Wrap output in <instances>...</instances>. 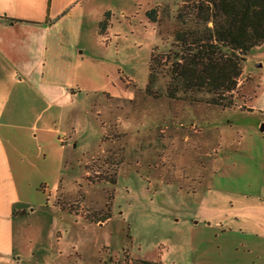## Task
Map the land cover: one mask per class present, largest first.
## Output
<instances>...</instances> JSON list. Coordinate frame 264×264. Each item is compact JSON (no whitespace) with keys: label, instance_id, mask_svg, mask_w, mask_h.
I'll list each match as a JSON object with an SVG mask.
<instances>
[{"label":"rangeland","instance_id":"obj_1","mask_svg":"<svg viewBox=\"0 0 264 264\" xmlns=\"http://www.w3.org/2000/svg\"><path fill=\"white\" fill-rule=\"evenodd\" d=\"M181 2L113 0L108 33L84 40L93 55L84 85L98 92L78 95L49 131L33 137L21 130L12 138L20 198L11 257L0 264H101L124 251L169 264H253L264 255V240L239 216L248 209L242 192L254 198L257 191L259 168L243 154L258 141L261 123L238 87L226 108L144 92L150 54L155 46L168 50ZM156 4L169 9L159 23L145 14ZM257 61L250 54L245 70H257ZM243 81L240 75L237 85ZM117 150L122 162L115 165L109 155ZM228 153L242 157L235 165L213 161ZM115 168L113 184L89 179ZM111 191V215L87 219L108 212Z\"/></svg>","mask_w":264,"mask_h":264},{"label":"crops","instance_id":"obj_2","mask_svg":"<svg viewBox=\"0 0 264 264\" xmlns=\"http://www.w3.org/2000/svg\"><path fill=\"white\" fill-rule=\"evenodd\" d=\"M112 2L0 0V258L11 257L13 206L20 198L11 170L9 143L21 130L33 137L38 136L40 128L49 131L53 122L63 121L78 95L91 96L98 92L84 85L92 77L84 70L86 58L93 57L84 40L93 36L101 40L98 21L105 10H110ZM250 54L259 60L255 63L258 69L246 71L243 64L244 81L237 87L242 104L249 113L258 116L257 124L261 123V127L264 124V44L251 47L245 59ZM260 127L258 141L253 140L254 147L244 146L243 154L259 168L254 181L257 191L254 198L242 192L248 197L245 198L248 209L239 216L246 228L264 240V128ZM242 145L240 142L234 146V152L241 150ZM254 148L256 154L252 152ZM236 154L215 156L213 161L224 163L229 159L235 165L239 156L242 157ZM210 188L211 184L206 187ZM251 262L264 264V255H258Z\"/></svg>","mask_w":264,"mask_h":264},{"label":"trees","instance_id":"obj_3","mask_svg":"<svg viewBox=\"0 0 264 264\" xmlns=\"http://www.w3.org/2000/svg\"><path fill=\"white\" fill-rule=\"evenodd\" d=\"M169 12L167 5L156 4L146 9L150 21L159 23ZM107 9L98 21V32L107 34L111 24ZM175 26L168 50L150 54L144 92L158 97L205 101L221 107L233 104L242 65L248 50L264 44V0H182L174 13ZM164 83L160 84V79ZM122 150L109 155L115 165L122 162ZM116 168L108 174L89 178L91 182H116ZM112 191L108 193L107 211L92 221H104L110 214ZM19 213H24L20 211ZM15 212L13 211V215ZM101 264H169L123 253L109 256Z\"/></svg>","mask_w":264,"mask_h":264},{"label":"water","instance_id":"obj_4","mask_svg":"<svg viewBox=\"0 0 264 264\" xmlns=\"http://www.w3.org/2000/svg\"><path fill=\"white\" fill-rule=\"evenodd\" d=\"M261 129H263L264 128V124L262 123V125H261V127H260Z\"/></svg>","mask_w":264,"mask_h":264}]
</instances>
